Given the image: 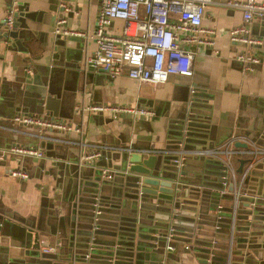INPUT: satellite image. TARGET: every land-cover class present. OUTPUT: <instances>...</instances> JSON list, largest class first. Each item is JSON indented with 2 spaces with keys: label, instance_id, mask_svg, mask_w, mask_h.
<instances>
[{
  "label": "crops",
  "instance_id": "obj_1",
  "mask_svg": "<svg viewBox=\"0 0 264 264\" xmlns=\"http://www.w3.org/2000/svg\"><path fill=\"white\" fill-rule=\"evenodd\" d=\"M224 1L208 0L205 3L201 24L216 34L211 46L188 45L195 51L191 75L170 74L164 82L139 83L125 73L110 77L84 66V58L95 46L93 33L99 0H0V29L6 28L13 34L3 42L8 48L0 62V123L10 124V118L20 113L64 119L81 129L79 135L70 134L76 141L82 139L116 146L131 142L136 145V150L143 152L173 145L177 139L174 136L177 121L188 112L193 96L191 104L196 102L202 127H197L190 145L210 147L231 135H239L241 141L246 142V148H264V15L253 17L245 24L248 33L259 39L258 43L246 46L258 61L245 69L235 57L243 45L230 40L226 32L242 24L241 8L227 6ZM11 10L15 16L11 17ZM61 16L65 20L62 26L68 30L65 34L53 32ZM7 17L9 21L4 23ZM121 24L120 19L114 18L106 30L119 33ZM39 99L46 101L44 107L38 105ZM79 104L106 105V108L81 111L75 109ZM122 106H131L135 110H112V107ZM137 109L144 112L139 113ZM17 143L34 145L36 141L13 135L10 130L0 127V152ZM39 146L41 157L14 153L0 157V264H71L69 256L74 251H88L97 246L108 248L109 241L117 240L111 233L114 230L120 234L128 233L133 220L142 232L164 230L165 214H170L168 202L159 199L160 209L154 214L150 208L135 209L122 193L118 197L122 177L117 174V169L123 150L109 151L110 159L101 155L78 163L81 149L78 144L39 142ZM237 157L243 161L241 169L249 163L250 166L236 208L235 253L230 264H243L245 253L247 264H264V256L259 258V252H256L263 241L264 154ZM108 164L114 173L111 179L101 177L105 183H98L97 187L82 185L88 174L94 177L99 167ZM15 166L25 170L27 177L11 176L9 169ZM220 167L217 160L187 155L180 168L184 186L180 188L179 206L187 212L181 215L197 224V228L192 229L197 235L196 240L195 235L189 241L185 240L186 236L173 235L169 239L174 244L172 249L163 247V253L157 255L160 259L152 256L159 262L145 259L144 248H134L129 257L111 258L90 253V260L95 263L109 261V264H224L221 255L227 240L231 196L228 191L219 194ZM80 183L83 190L78 193ZM86 187L97 190L90 194ZM93 194L98 197L101 214L98 231L93 234L96 243H87L90 247H85L82 238L89 229L88 199ZM75 197H80L81 208L75 220V232H71ZM149 200L154 201L153 198ZM252 200L254 206L250 205ZM217 205L221 218L214 233ZM166 208H169L168 212L164 210ZM28 228L32 229V238L37 236L36 232L40 233L38 238L42 243L39 242V246L60 240L56 255H41L38 248L29 246ZM151 233L155 235L156 232ZM212 235L216 246L211 249L209 239ZM185 244L190 248L185 249ZM208 245L209 250L214 251L209 263L203 260L205 256L200 252Z\"/></svg>",
  "mask_w": 264,
  "mask_h": 264
},
{
  "label": "built area",
  "instance_id": "obj_2",
  "mask_svg": "<svg viewBox=\"0 0 264 264\" xmlns=\"http://www.w3.org/2000/svg\"><path fill=\"white\" fill-rule=\"evenodd\" d=\"M208 0H99V11L96 27L93 33L94 49L83 60L85 67H93L110 77L125 73L129 78L139 82L160 83L167 80L170 74L191 75L192 61L195 51L188 45H209L213 43V36L216 34L211 29L201 24L203 8ZM224 4L241 8L242 24L226 30L230 40L239 42L243 49L235 54L245 69H250L253 63L258 61L257 57L246 46L258 43L259 39L250 35L246 23L253 17L261 18L264 15V1L258 0H226ZM64 6L63 3L60 4ZM118 18L122 24L119 33H110L106 30L111 20ZM7 21H9L7 17ZM64 18L61 16L56 21L54 33L65 34L67 29L62 25ZM81 105V106H79ZM75 105V109L84 108L98 111L106 108V105ZM112 110L134 111L131 106L112 107ZM143 113V110H136ZM0 127L10 130L13 135H23L33 138L36 143L12 144L0 152V157L5 153H14L27 156H42L40 143L57 142L66 145L78 144L77 162L90 161L101 156L102 151L132 150L128 145H110L84 142L82 139L76 141L70 136L72 132L79 135L81 129L74 123L64 119H53L48 116H40L32 113L15 114L10 118V124L0 123ZM239 135H231L221 143L203 148H184L182 140L176 141L170 147L163 149H145L144 153H160L173 155L171 159L176 169V181L180 183L179 177L183 159L187 155L203 157L205 159L217 160L221 163L222 177L220 179L219 194L226 191L231 196V207L229 209L230 220L228 223L227 240L224 245L225 264H230L234 243V218L236 208L241 201L243 193L241 185L248 171L250 163L240 172H237L232 163L234 155L264 154V148L235 146L240 142ZM242 142V141H241ZM244 142V141H243ZM142 152V153H143ZM261 156V155H260ZM108 168V167H107ZM102 168V176L110 179L113 172L110 169ZM9 174L13 177L25 178L27 173L20 167H12ZM182 183V182H181ZM254 206V200L250 201ZM94 217L100 212L97 198L93 202ZM220 206L215 210V222L213 232L219 228L221 215ZM96 228L92 222V231ZM172 228L168 227L165 239L169 240ZM211 249L216 246V239L210 238ZM60 240L38 246L39 253L54 254L60 246ZM90 247V246H89ZM172 249V246H165ZM185 249L190 247L185 244ZM209 250L204 257L209 263L214 255ZM88 252L86 253V255Z\"/></svg>",
  "mask_w": 264,
  "mask_h": 264
},
{
  "label": "water",
  "instance_id": "obj_3",
  "mask_svg": "<svg viewBox=\"0 0 264 264\" xmlns=\"http://www.w3.org/2000/svg\"><path fill=\"white\" fill-rule=\"evenodd\" d=\"M11 17L15 16L14 11H10ZM7 18L4 19V23H6ZM12 22V18H11ZM12 24V23H11ZM13 26V25H12ZM13 36L10 30L8 29H0V62H2L4 56L6 55L5 49L8 48L4 45V41L9 37ZM28 75V74H26ZM192 96V94H191ZM194 100L193 96L191 98V102ZM39 106L44 107L46 104V101L39 99ZM189 103V110L188 112H184V115H181L177 121V131L174 133V136L177 138L176 141H180L181 138H183V147L184 148H194V145H190L191 143V137H194V133L197 131V127H202V124L200 123V119H198V112L196 111L195 107L196 102H193L191 104ZM191 106V108H190ZM196 120L199 121V123L196 122ZM188 142V143H187ZM235 146L240 147H246V142H235ZM128 146L132 148V150H123L122 153L119 156L120 159V165L117 169V174L121 175V181L119 182V194L118 197L123 194V196L130 200L131 205L137 209L138 207L142 208H150L152 210V213L156 212V210L160 209L159 206V199H162L165 202L169 203L170 206V214H165L167 218V224L164 225V230L162 231H151L146 230L145 232H142L141 229H138L137 226H135V220L131 221V225L128 227V225H124L125 228L128 227L129 232L125 234L116 233V231L112 232L111 235L115 236L117 240H111L108 242V248H100L99 246L89 248L88 251L81 250L80 252L74 251L71 256L70 261L71 264H109L110 262H93L90 260L91 254H98L104 255V257H120L122 255L126 256H132V250L134 248H138L137 250H140V248H144V257L145 259H154L155 256L156 259H160L157 257V255H160L163 253V247L165 248L166 245L173 246V241L171 240H165V235L167 234L168 227L172 228L171 235L169 236V239L173 237V235H181L186 236V241H189L191 237H194L195 234L192 233V229L197 228V224L195 225L194 221H190L187 219V216L181 215V213L185 214L187 213L183 209L180 208L179 204L180 202V195L182 190L180 188H183L184 185H182V177H179L180 183L175 182L176 181V169L173 166V163L171 159L173 158V155L168 154H160V153H142L141 151L136 150V145L133 143H129ZM102 156L108 157L109 151H102ZM101 157V156H100ZM202 160L210 161V159H205L203 157H199ZM87 162V161H86ZM242 162L240 161L238 167L236 168L237 172L241 171ZM110 169L111 167L108 165H103L99 167V170L94 172V177H90L92 174H88L89 177L86 181H83L82 185L85 186H94L97 187L98 183H105L104 180H102V168ZM161 168V170H160ZM221 168V167H220ZM111 170V169H110ZM113 172V171H112ZM115 172V171H114ZM181 175H182V171ZM114 173L112 174L113 177ZM84 176H86L84 174ZM111 177V178H112ZM110 178V179H111ZM104 179V177H103ZM106 180V179H105ZM78 190V193H80L83 189L81 187ZM88 188V189H87ZM94 188L86 187V192H96ZM98 197L96 194H93L90 199H88V207L90 209V218L88 223V232L86 233V236L82 238L84 241L85 247L89 246L87 243H96L95 237L93 234H95L98 231L99 223H98V217L101 213L97 214L96 219L94 217L93 210V202ZM149 198H153V203L150 202ZM75 212L72 217V225L73 229H71V232H75L74 224L75 220L78 219L79 214V208H81V204L79 201H81L80 197H75L73 200H75ZM99 204V202H98ZM183 204V203H182ZM73 205V204H72ZM100 205V204H99ZM181 205V204H180ZM87 207V205H86ZM166 212L169 211V208L164 209ZM158 214V213H156ZM138 221V220H137ZM92 222L95 223L96 228L92 231ZM27 239L29 240L30 244L29 246L38 248L39 244L42 243L40 240L39 235L40 233L36 232V237H31V228L27 229ZM137 231V233L135 232ZM151 232H156L155 235ZM138 238V239H136ZM197 235H195L194 239L196 240ZM90 239V241H88ZM210 240V239H209ZM262 242L259 243L257 246V251L259 252V258L264 256V228L262 231ZM33 242V244L31 243ZM40 242V243H39ZM71 242V241H70ZM210 242V241H209ZM47 244V243H46ZM43 245V244H42ZM207 249L204 251H200L204 254V256L207 255L209 251L210 245L206 246ZM167 250H170L167 248ZM72 251V252H73ZM88 254L86 255V253ZM238 252V251H237ZM236 252V253H237ZM91 253V254H90ZM233 253H235V250H232L231 257L233 256ZM41 255H49L40 253ZM51 255V254H50ZM56 255V253L52 254ZM51 255V256H52ZM247 253L243 254V264H247ZM223 259V262L225 264V256L226 253L223 250V254L221 255ZM213 258V257H212ZM154 259V261L159 262V260ZM204 260V258H203ZM154 263V262H153Z\"/></svg>",
  "mask_w": 264,
  "mask_h": 264
},
{
  "label": "rangeland",
  "instance_id": "obj_4",
  "mask_svg": "<svg viewBox=\"0 0 264 264\" xmlns=\"http://www.w3.org/2000/svg\"><path fill=\"white\" fill-rule=\"evenodd\" d=\"M237 158H238V157H236V156L233 158V164H234V167H235V164L238 163V162H236ZM235 168H236V167H235Z\"/></svg>",
  "mask_w": 264,
  "mask_h": 264
},
{
  "label": "trees",
  "instance_id": "obj_5",
  "mask_svg": "<svg viewBox=\"0 0 264 264\" xmlns=\"http://www.w3.org/2000/svg\"><path fill=\"white\" fill-rule=\"evenodd\" d=\"M234 157H235V156L232 157V163H233V158H234ZM236 157H237V156H236ZM236 162H238V163L240 162L239 158L236 160ZM233 165H234V164H233Z\"/></svg>",
  "mask_w": 264,
  "mask_h": 264
}]
</instances>
